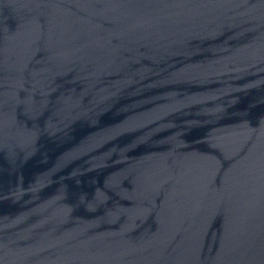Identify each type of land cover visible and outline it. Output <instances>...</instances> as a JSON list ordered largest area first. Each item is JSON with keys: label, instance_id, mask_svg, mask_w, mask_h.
Returning a JSON list of instances; mask_svg holds the SVG:
<instances>
[{"label": "water", "instance_id": "1", "mask_svg": "<svg viewBox=\"0 0 264 264\" xmlns=\"http://www.w3.org/2000/svg\"><path fill=\"white\" fill-rule=\"evenodd\" d=\"M0 264H264V0H0Z\"/></svg>", "mask_w": 264, "mask_h": 264}]
</instances>
